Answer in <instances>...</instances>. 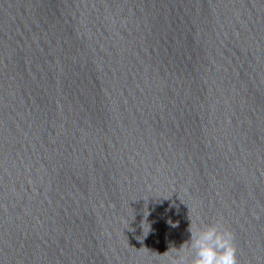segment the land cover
<instances>
[{
	"label": "clouds",
	"instance_id": "9594fccd",
	"mask_svg": "<svg viewBox=\"0 0 264 264\" xmlns=\"http://www.w3.org/2000/svg\"><path fill=\"white\" fill-rule=\"evenodd\" d=\"M168 223L178 226L171 220ZM188 232L189 240L163 254L167 264H238L235 235L224 226L222 217L212 223L190 219Z\"/></svg>",
	"mask_w": 264,
	"mask_h": 264
}]
</instances>
